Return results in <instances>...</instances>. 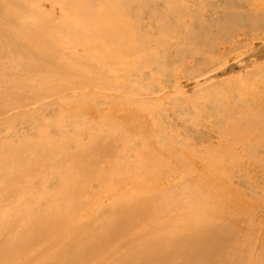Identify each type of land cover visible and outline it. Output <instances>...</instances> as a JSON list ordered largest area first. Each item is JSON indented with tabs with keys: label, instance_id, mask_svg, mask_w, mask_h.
<instances>
[{
	"label": "rangeland",
	"instance_id": "374dc122",
	"mask_svg": "<svg viewBox=\"0 0 264 264\" xmlns=\"http://www.w3.org/2000/svg\"><path fill=\"white\" fill-rule=\"evenodd\" d=\"M165 2L167 10L174 2L182 7V21L185 20L186 24L189 23L192 9L205 12L204 1L201 0L195 1L196 5L189 0ZM153 7V4H146L141 8L137 7V10L133 9L134 12L131 13L128 11L132 9L128 10L120 5L119 9L117 7L105 16H99L100 11L96 8L95 19L83 22L88 27L85 32H92L94 38L81 34L70 41L60 40V47L67 51L60 59H73L77 63L83 61L85 65L81 63L79 68L86 71L88 69L89 79L84 77L87 82L82 77L80 80L74 74L56 70L57 67L36 57H32L31 62L34 60L38 63L19 66L22 61L17 58L18 52L11 54L16 66L0 68V105L9 108L0 106L4 111L0 115V121H5L6 125H1L0 135L3 140L10 137L11 146L17 148L19 144L21 149L17 158L13 156L15 170L21 176L18 179L21 183L14 188L17 190L13 195H18L20 200H25L28 196L34 198L38 194L49 196L50 194L40 193L45 177L48 179L45 188L56 190L54 194L60 197L57 209H70L68 213L73 211L72 204L69 205L64 199L66 195H70L69 198H84L86 196L83 194L87 195L92 200L93 207L90 209L86 206L85 212L82 211L87 216L84 217L81 213L83 219L79 224L82 226L80 230H76L80 235L75 236L74 240L70 239L72 246L69 249L77 245L82 251L81 255L84 254L90 260L96 258L100 264H146L147 261L142 262V259L144 261L147 258L155 260L154 264L156 261L169 260L173 262L168 264H186L187 252L190 251L187 247L207 240V228L210 225L218 228L217 231L225 232L222 244L245 246V253L226 251L223 255L206 249L202 250L204 257L219 259L227 256V259L235 262L248 260L250 245H253L255 237L264 229V39L251 35L252 39L248 36L241 41L232 37L228 44H223L224 48L239 49H232L234 55L228 57L227 63H224L225 58L222 57L226 54L222 47L218 51L193 48L196 50L195 56H192L188 45L181 55L171 53L168 56L166 53L172 50L174 38L169 35L158 36V28L160 23H164L163 27L172 23L173 17L165 14L161 18L162 11ZM230 10L237 8L232 6ZM152 12L156 13L154 17L150 15ZM59 18L53 17L52 21L57 23ZM246 29L248 28L243 27V30ZM242 42H247L246 46L240 47ZM71 43L74 45L72 50L68 47ZM145 43H149L151 47L149 45L144 50L142 47ZM163 44H167V52L162 50L159 53L165 54L163 60L168 65L164 69H158L151 60L155 58L152 55L158 53V46ZM156 59L158 61L160 58ZM201 59H204V63L200 66L197 61ZM218 66L223 68L218 69L216 74L203 78L206 75L204 72ZM196 68L203 72L193 77L190 75L191 70ZM227 77L236 80H225ZM162 86L164 90H161ZM2 96L6 97L3 98L4 101ZM45 103L52 108L46 111L47 117L50 116L54 121L62 117L67 126L66 134L51 128L53 138L49 142L45 141L44 133L39 135L43 126L41 119L34 116L38 122H25L15 116L22 111H26V115L34 112L39 115L40 108ZM251 125L258 126V129L254 130ZM49 127L52 126H44V129L48 130ZM73 129L81 130L82 133H75ZM91 133H95L93 137L90 136ZM80 187L84 189L83 194L80 193ZM1 189L9 190L11 186L1 187L0 191ZM99 202L104 204L98 206ZM43 205L47 207L49 203L46 201ZM101 205L108 210L99 209ZM90 211L92 215H88ZM69 216L70 220H75L73 216ZM90 219L91 223H88ZM21 221V218L18 219V223ZM18 229L15 225L12 232H19ZM20 229L27 237L23 236L18 245V248L22 247L25 251V256L23 254L18 257V263H25L33 256L36 258L45 254L49 247H53L51 244L58 240V232L54 236L56 231H53L52 236L49 235L46 239V244L36 245L35 233L24 231L26 228L22 226ZM65 238L68 239L66 236ZM214 241L210 239L208 242ZM179 243H184L185 246ZM262 243L264 244V240ZM157 245L165 248L163 251L170 253L171 250L172 254L164 256L156 252ZM174 245L177 254H173ZM151 246L157 255L145 256L141 250H149L147 248ZM51 261H54L53 258L48 262ZM76 261L79 264L81 260L78 257ZM31 262L30 264L37 263L35 259ZM67 262L74 263L71 259H67Z\"/></svg>",
	"mask_w": 264,
	"mask_h": 264
},
{
	"label": "bare ground",
	"instance_id": "6f19581e",
	"mask_svg": "<svg viewBox=\"0 0 264 264\" xmlns=\"http://www.w3.org/2000/svg\"><path fill=\"white\" fill-rule=\"evenodd\" d=\"M189 1L193 2L192 4H194V2L195 1H198V0H189ZM201 1H204L203 2L204 4L203 3L202 4L204 5V10H205V12L207 14H205V12H203L202 10H197V8H196V10L195 9H192L190 11V14H189V19L190 20L189 21L186 20L189 23L186 24L185 20L182 21V19H184L183 18L184 13L182 11V7L179 6L178 3L174 2L173 3L174 5L173 6L172 5L171 6H168V9L169 10H167V8H165V5H164L165 0H0V68L1 69L2 68H8L9 69V68H13L14 66H16V64H14V62H15L14 59L13 60L11 59V54H14V53H17L18 52L19 53L18 54L19 57H17V58H19V60L22 61L19 64V66H21L22 64H26V66H27L29 63H30V65H33L34 63L35 64L38 63V62H36L34 60H33V63L31 62L32 57L33 58L36 57L38 60L40 59V60H42V62H44L46 64H49V65H51L53 67L55 66V68L57 67L56 70H61L62 72L67 73L69 75L70 74L71 75L74 74L77 78L80 79L82 77L85 80L86 78H84V77L85 76L87 77V74H88L87 71H88V69L86 71V70H83V69H80L79 68V65L81 63L83 65H85V63L83 61H81V63H79V62L77 63V61L76 60H73V59L72 60H69V61H65V60L60 59V57H63L64 54H66V52H67L66 49L64 50L63 48L60 47V40L61 41L62 40L70 41V40H73L74 38H77V36L80 37L81 34H84V36L87 35V36L93 37L92 36L93 35L92 32H91L92 35H91L90 32L88 33V31H87V33L85 32L86 29L88 28V27L86 28L85 25H84L85 21L86 22H90L92 19L93 20L95 19L96 15H97L96 12H95L96 8H98V10L100 11V12H98V15L99 16H105L107 12H109V11L110 12H113V10L115 8H117V7L119 9V6L120 5L122 7H124V8H127L128 10L132 9V10H130L128 12L133 13L134 12L133 9H136L137 10V7L138 8H141V7H143V5L145 6L146 4H149V6H150V5L153 4L154 7H155V9L158 8L156 10H161L162 11V13H163L162 16H161V13H158L157 12V14L159 16H161V18L165 14H167L168 16H172L173 17L172 23L165 25V27H163L164 23H162V25L160 23V27L158 28V31L160 32V35L158 34V36H162L163 37V36L169 35V36H171V38L172 37L174 38V42H173V44H171L172 50L170 52L166 53V55H168V56L171 53L177 54L178 56L181 55L182 53H184V51L186 49L185 46H188V45H190V48H191L189 54H191L192 56H195L194 51L196 50V49H193V48H197L198 50L199 49H209L211 51H213V50L214 51L215 50L218 51L222 47L223 51L226 53V54H223L222 57L225 58L224 63H227L229 61L228 57L232 56V54L234 55V53H232V52L235 49H236V51L239 49V47H236V48L226 47V48H224L223 44H228V40L229 39H232V37L233 38H237V39H239L241 41L244 40L245 38H248V36H251V35L258 37L259 39H264V0H201ZM165 3H167V2H165ZM194 5H196V4H194ZM232 6L234 8H237V10H233V11L230 10V8H232ZM101 8L103 9L102 11H101ZM164 8H165V11H163ZM200 8L202 9L201 6H200ZM171 9H173V11H171ZM117 13H119V12H117ZM123 13H126V12H123ZM131 13H130V15H131ZM150 15L152 17H154L156 15V13L155 12H152V14H150ZM150 15H148V16L150 17ZM137 16H138V14H137ZM53 17L55 19L57 17H60L59 18V21H57V23L54 22V21H52L53 20ZM243 27L248 28V29L243 30ZM138 32H141V31H138ZM253 36H251V38L250 37L249 38L252 39ZM213 39L216 40V41H214ZM146 40L151 43L150 39L147 38ZM212 40H213V42H212ZM217 42L219 43L218 45H217ZM182 44H183V46H182ZM245 44H247V42ZM245 44L242 42L240 44V47H244ZM149 45H150L149 43H145V44H143V47H142V45H141V47L144 50H146L149 47ZM191 45H192V47H191ZM68 47L70 48V50H72L73 47H74V45H72V43H71L70 46H68ZM150 47H151V45H150ZM167 49H168L167 44H165V45L163 44V46H158V53H154L152 55L155 58L153 60H151V61L154 64V66H156L158 69L159 68L160 69H164V67L168 65V62H166V60H163V56L165 57V54H163V55L160 54L162 50H165V52H167ZM232 49H234V50H232ZM159 51H160V53H159ZM180 51H183V52H180ZM198 54L199 53H197V55ZM20 57L23 58L24 61ZM157 57L160 58L158 60L159 62L156 59ZM7 58H9V59H7ZM174 62H176V61H174ZM197 63L201 66V63H204V59L198 60ZM207 63H210V61L207 60ZM217 65H219V64L217 63ZM42 66H41V68H42ZM223 66H218L216 68H213V69L208 70L207 72H204V73H206V75H204L203 78L209 77V76H211L213 74H216L217 73V70L223 68ZM35 69L37 70V68H35ZM45 69L48 70L47 68H45ZM161 71H164V70H161ZM191 72L192 73L190 75H193V77H194V75L199 74V73H202L203 71H198V68H196V69H192ZM201 76H202V74H201ZM253 78H254V75H253ZM5 79H7V78H5ZM197 79H199V78H197ZM229 79L236 80L233 77H231V78H229V77L225 78V80H229ZM234 80H231V81H234ZM13 82H15V81L13 80ZM90 82H92V81H90ZM17 84H19V83H17ZM36 84H37V82H36ZM172 84H174V83H172ZM38 85H40V83H38ZM25 87H27V86H25ZM38 88H39V86H38ZM160 88H161V90H164L163 86L160 87ZM182 89L183 88H181V90ZM145 90H147V89L145 88ZM145 90H143V91H145ZM6 92H7V90H6ZM157 92H158V90H157ZM3 93L6 94L5 91ZM7 93H9V92H7ZM18 94H17V96H18ZM35 94H37V93H35ZM3 98H6V97H3L2 96V100H3ZM32 99H34V98H32ZM5 100H7V99H5ZM11 100H13V99L11 98ZM17 101H19V99ZM5 102H3V103H5ZM12 102H14V101H12ZM14 105H16V104H14ZM2 106L5 107L6 105L5 106L2 105ZM106 107H107V105H106ZM114 108H115V106H114ZM7 109H9V108L7 107ZM11 109H10V111H11ZM50 109H52V108H50V106L46 104V105H42L41 106L39 115L36 114L35 112L33 114L26 115V111H22V112H20V115H16L15 114V116H19V118L22 121H25V122H27V121H33V122L37 121L38 122L37 118L41 119L42 120V123H43V126H41V128H40V131L39 132H41V133L39 135H41V134L44 133V136H45V139H46L45 141H48L49 142V140H51V138H53L51 136V130H50L51 128L52 129H55V130H57V131H59V132H61L63 134H66L67 133V130H66L67 129L66 128L67 126L63 122L62 117L58 118L56 121H54L51 118H49L50 116L47 117L46 111L47 110H50ZM2 112H4L3 111V108H0V115L2 114ZM110 112H112V110ZM8 115L10 116V114H8ZM11 116H12V114H11ZM15 116H14V118H15ZM34 116H36L37 118L34 117ZM17 118H15V119L16 120H19V118L18 119ZM47 119H50L52 121H49ZM107 119H109V118H107ZM3 120H6V119H3ZM11 121H14V120H11ZM6 122H7V120H6ZM19 122H20V120H19ZM4 123H5V121H4ZM4 123H3V121H0V133H2V130H1L2 127H1V125H5ZM67 123H69V122H67ZM47 125H50L52 127H49L48 130H45L44 129V126H47ZM21 126H23V125H21ZM251 126H252V128H254V130L255 129H258V126H256V125H254V126L251 125ZM30 128H32V127H30ZM71 128H72V126H71ZM14 130H15V128H14ZM183 130H185V128ZM73 131L75 133L76 132L77 133H82L81 130L77 131V130L73 129ZM21 134H24L25 135L26 133L21 132ZM94 134L95 133H91L90 136L93 137ZM8 135H10V134L8 133ZM13 136H15V135H13ZM16 136H18V135H16ZM79 137H80V135H79ZM9 138H7V140H3L2 139V136L0 135V188L1 187L8 186V185L11 186V189H9V190H6V189L2 190L3 189L2 188L1 191H0V264H30V263H32L31 261L33 259H35L37 261L36 264H68L67 259H71V261L74 262L72 264H76L75 262H77L76 259L78 257L81 260L79 264H91V261H92L93 264H100L99 262H97L98 259H96V258H94L93 260H90V259L86 258L87 256L85 257L84 254L81 255V252L82 251L78 247H76L77 245H75V247L73 249H69L70 246H72V245H70L72 243V240H70V239L73 238V240H74V237L75 236L80 235V234H77L76 230L77 229L80 230L81 229L80 227L82 226L81 224H79V222L81 223V220L83 219L82 216H81L82 211L85 212L84 209L86 208V206H88V208H90V209H92V207H93L92 206V200H90V198H88L87 195H84L83 194L84 193V189H82V188L84 187V185H83V187H80L79 190H80V193H82L83 196H86V197H84V198H79L78 197L79 198L78 199L77 197L76 198H74V197L73 198H69L70 195H69V197L66 195V197L64 198L68 202L69 205L72 204L73 211L71 210V212H69V213H68V210H70V209H65V210H61V208L57 209L59 207V202H60L59 198L60 197L57 196L56 194H54V193H56V190L48 189L47 187L45 188L46 183L48 181V179H46V177H45L44 182H42L43 189L40 191V193L50 194L49 196H40L37 193L38 195L35 196L34 198H31L32 196H30V197L28 196V198H26L25 200L24 199L23 200H20L18 198V195H13L15 193V191L17 190V189H14V188H16L17 185H20V183H21V180H18L21 177L20 176V172H18V170L17 171L15 170V167H14V163L15 162H14L13 159L18 157V153H20L21 149H19V146L20 145L17 144V143H16L18 145L17 148L13 147V145L11 146L12 143H10L11 139H9ZM58 140H60V139H58ZM27 141H29V140H27ZM16 142H17V140H16ZM31 143H32V141H31ZM59 144H61V142ZM68 146L70 147V145H68ZM78 146H81V143H78ZM258 147H254V148L257 149ZM24 148H23V150H24ZM255 151H258V150H255ZM30 152H31V150H30ZM55 154H57V153H55ZM13 156H14V158H13ZM23 162H24V160H23ZM31 163H33V162H31ZM14 174H15L16 178H14ZM10 176H12V178H10ZM63 177H64V175H63ZM100 182H103V181H100ZM83 183H87V182L84 181ZM100 185L102 186V184H100ZM105 187H106V185H105ZM72 190H74V189H72ZM72 190H71V192L69 190V192L72 193ZM28 191L30 192V190H28ZM85 191L87 192V190H85ZM29 194H31V192ZM187 200H188V198H187ZM46 201L49 203V205L47 207L43 205V202H46ZM96 201H98V200L96 199ZM101 203L102 202H99L98 206ZM138 203L140 204L139 200H138ZM102 204H104V203H102ZM96 205H97V203H96ZM101 206L99 207V209H103V208L105 209L104 205H101ZM69 207H71V206H69ZM86 210H88V209H86ZM105 210H108V209L106 208ZM96 212H95V214H96ZM82 214L85 215V213H82ZM69 215L73 216V219L75 218V220H70L69 219L70 218ZM88 215H92L91 214V211H90V214H88ZM180 215H178V216H180ZM86 216L87 215H85L84 217H86ZM159 216H160V214H159ZM92 217H94V216H92ZM20 218L23 221V223H22V221H21V223H18V219H20ZM157 218L159 219V217H157ZM88 220H89V218H88ZM76 221H78V222H76ZM84 221H86V220H84ZM88 223H91V219H90V222H88ZM15 225H16V228L17 229L19 228L18 229L19 232H15V233L12 232L13 231V227ZM83 225H85V224H83ZM21 226L24 229L26 228L24 231H29L30 233H32V232L35 233V235H36L35 244L36 245H38L40 243H45L46 242V239L48 237L52 236L53 231H56L54 233V236L58 232V234H59V235L57 234L58 235V240H57L56 243L51 244L53 247H49L48 250L46 249L47 251L45 252V254H43L41 256H38V257L36 256V258H34V256H33L30 261H29V259H30L29 258V259H27V261L25 263H18V260H19L18 257H20L21 255H23L25 253V251L23 250L22 247L18 248L19 243H21V239L23 238V236H26V234L23 235V233L20 232L21 231V229H20ZM128 226H130V225H128ZM131 226H132V223H131ZM153 226H151V227H153ZM207 229L209 231L208 236L205 235L207 237V240H205L204 242H200L199 244H195V246H192L191 245L190 247H187V249L190 250V251L187 252L188 255H187V263L186 264H264V244L262 243V241L264 240V229H263L262 232L259 233L260 235H258L256 237L254 236L255 237V241H254V243H252L253 244L252 246L250 245L251 251L249 252V256H248L249 259L248 260H246V259L244 260L243 259V260H239L237 262L227 259L226 258L227 256L220 257L219 259L217 258L219 261L217 259H215V258H212V257L209 258L207 255L206 256L208 258L207 257H204V254H203L204 252H202V250H206V249L210 250L211 252H216V253L218 252V253L223 254V255H225L223 252L226 253V251H229V252L232 251L233 253H235V252L245 253V246L237 245V244H235V245L234 244H226V243L225 244H222V243H224L223 237L226 236L225 235V232H223L221 230L220 231H217L218 228L216 229L212 225L208 226ZM18 230H16V231H18ZM65 231H67V234H65ZM158 232H159V229H158ZM156 233H157V231H156ZM161 233H163L162 230H161ZM223 233H224V235H223ZM149 234L150 233H148V235ZM194 234H196V233H194ZM154 235H156V234H154ZM65 236L68 237L67 240H66ZM85 236H88V235H85ZM144 236H146V235H144ZM79 237L80 236H78V239L80 240ZM148 237H150V236H148ZM156 237H157V235H156ZM55 238H53V239H55ZM119 238H121V237H119ZM170 238H171V236H170ZM202 238L204 239V237H202ZM84 239H86V238H84ZM146 239H147V237H146ZM210 239H214L215 241L214 242H208ZM218 239H219V241L221 239L223 241H220L219 242ZM136 240H138V239H136ZM187 240H188V238H187ZM28 241H29V239H28ZM121 241H122V239H121ZM49 242L52 243V241H50V240H49ZM99 242H100V240H99ZM145 242H147V241H145ZM160 244H162V243H160ZM176 244H178V243H176ZM189 244H190V242H189ZM189 244H188V246H189ZM93 245H95V244H93ZM116 245H118V244H116ZM182 245H184V243ZM145 246H147V245L145 244ZM32 247H33V245H32ZM107 247H109V246H107ZM25 248H26V246H25ZM89 248L90 247H88V249ZM153 248L151 246V248L150 247L147 248L149 250H145V251L144 250H141V251L144 252V255L145 256H148L149 257L150 255L152 256L153 254H155L154 253V250L155 249L152 250ZM155 248L157 249L156 252H159V253L163 254L164 256H168V255H171L172 254L171 250H170V253H169V251L168 252L167 251H163L165 248L160 247L158 245H157V247L155 246ZM159 249H161L163 252L161 250H159ZM173 249H175V251L173 252V254H174L177 251L176 250L177 249L176 246ZM94 250H96V249H94ZM26 251H28V250H26ZM246 251H248V250H246ZM85 252H87V251H85ZM137 252H139V251H137ZM88 253L90 254L89 251H88ZM130 253H132V251ZM155 255H157V254H155ZM24 256H25V254H24ZM113 257L114 256H112V258ZM178 257H179V255H178ZM50 258H53L54 261L53 262L52 261L51 262H48ZM172 258H174V257H172ZM159 259H161V256H160ZM24 260H26V258H24ZM101 260H103V259H101ZM178 260H180V259H178ZM154 261L155 260L152 261V260H150L148 258L147 259H144V261L142 259V262H146V264L147 263L148 264H154ZM158 262L159 261H156V263H158ZM163 262L160 261L158 264H168V263H172L173 261L170 262V260H169V261H163Z\"/></svg>",
	"mask_w": 264,
	"mask_h": 264
}]
</instances>
